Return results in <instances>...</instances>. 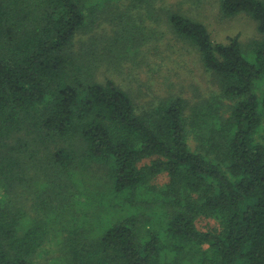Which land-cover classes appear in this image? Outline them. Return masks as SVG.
<instances>
[{"label":"trees","instance_id":"obj_1","mask_svg":"<svg viewBox=\"0 0 264 264\" xmlns=\"http://www.w3.org/2000/svg\"><path fill=\"white\" fill-rule=\"evenodd\" d=\"M153 4L131 0L138 19L118 50L161 35L146 24L160 17ZM123 5L0 0V264H264V0L220 2L223 17L255 21L247 45L160 8L217 89L143 107L73 51L99 11ZM201 218L217 226L203 231Z\"/></svg>","mask_w":264,"mask_h":264},{"label":"rangeland","instance_id":"obj_2","mask_svg":"<svg viewBox=\"0 0 264 264\" xmlns=\"http://www.w3.org/2000/svg\"><path fill=\"white\" fill-rule=\"evenodd\" d=\"M124 1L123 6L99 11L96 24L78 37L73 51L79 58V64L84 66L85 72L93 73L96 81L101 83L107 80L114 81L131 94L139 107L147 106L171 95H182L189 101L195 102L201 96L206 97L211 91L217 89L212 76L205 71L193 48L178 39L167 25L161 22L164 17L160 8L180 11L204 22L215 42L226 43L228 38L239 36L247 45L259 38L256 23L250 17L243 14L232 18L223 17L220 11L221 0H154L153 10L161 19L156 17L150 20L151 22L147 19L146 24L157 32H161V35L156 34L147 44H140L135 50L124 48L120 51L117 47L125 46L123 39L130 41L128 37L132 38L133 33H125V31L133 27L131 21L138 19L137 11L128 8L131 0ZM256 91L260 98L264 99V83H258ZM257 137L260 140L264 138V118L255 138ZM96 168L103 172L107 171L103 166L96 165ZM40 174L46 175L43 171H40ZM168 180L166 175H162L153 183L162 186ZM92 182L96 180L92 179ZM101 191L107 192L102 187ZM32 196L23 194L22 199L28 206L34 203ZM108 197L103 198L104 205L107 206L104 210L112 212L111 205L119 201ZM125 210L122 213L125 214ZM197 225L199 229L206 231L216 227L217 223L212 219L201 218ZM51 244L48 246L55 254L56 249ZM53 252L50 254L53 255ZM43 262L44 259L39 264Z\"/></svg>","mask_w":264,"mask_h":264}]
</instances>
